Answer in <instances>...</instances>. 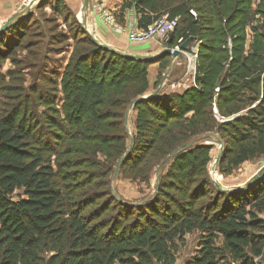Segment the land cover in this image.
<instances>
[{
    "label": "trees",
    "instance_id": "trees-1",
    "mask_svg": "<svg viewBox=\"0 0 264 264\" xmlns=\"http://www.w3.org/2000/svg\"><path fill=\"white\" fill-rule=\"evenodd\" d=\"M255 1H124L118 22L133 12L140 30L165 14L180 18L166 48L202 42L196 87L137 103L131 133L128 108L150 93V66L159 63L162 78L171 56L146 61L109 52L65 0L40 2L37 10L51 7L54 22L74 25V48L52 77L53 95L38 98L42 116L30 103L0 114V264H176L179 245L195 233L199 248L185 264L264 263V179L220 192L204 140L221 134V174L264 157V0L257 11ZM35 18L32 12L0 33V91L2 62L26 47L25 25ZM130 148L120 172L149 185L155 173L160 180L156 193L157 181L136 203L117 199L112 188Z\"/></svg>",
    "mask_w": 264,
    "mask_h": 264
},
{
    "label": "rangeland",
    "instance_id": "rangeland-1",
    "mask_svg": "<svg viewBox=\"0 0 264 264\" xmlns=\"http://www.w3.org/2000/svg\"><path fill=\"white\" fill-rule=\"evenodd\" d=\"M26 1L28 0H0V24H3L8 18L14 15V13L19 11ZM30 1L32 2V0ZM36 1L37 0H35L34 3H36ZM47 2L52 3L54 0H47ZM259 4L260 0L254 2V11H257ZM94 6H96L95 3H93V7ZM33 12L36 17L35 21L30 19L28 24L25 25V31H27L29 35L24 40V46L26 45V47L24 48L22 46L16 54L2 62L1 72L5 75V83L3 84V89L0 91L1 115L7 113V111H10L19 104L23 106L25 104L29 105L30 103L29 107H27L30 112L34 110L42 116L46 109L39 103L38 98H42L43 95H53L52 77L55 76L57 71L61 72L63 70L73 52L74 43L72 37L74 35L73 31L75 30L74 25L65 24L60 18L58 21L56 19L54 22L55 19L52 15L51 7L49 6L41 10L35 8ZM81 12L82 10L80 13ZM93 14H95L94 10ZM257 19L259 20L260 16H257ZM33 21L34 23L32 24ZM78 21L81 23L79 15ZM89 27L93 32L90 25ZM41 31L44 32V34L46 33L45 37H43L44 39L39 37V32ZM248 32L249 34H253L250 29ZM183 68L182 66L180 69ZM177 69L178 68H176V70ZM58 107H61V102H58ZM134 119L135 113L132 111L129 119L130 132L134 130ZM231 119L232 118L225 120ZM218 121L224 120L218 117ZM41 122L42 121H40V123ZM40 129L41 127L38 131ZM230 133L229 136H231ZM44 134H40V136L43 135L46 140L51 139L48 135ZM211 135L223 141L220 139V137H222L221 134L214 132L211 133ZM224 138L226 141L229 140L227 136H224ZM205 144L209 145L208 143ZM209 146L213 147L212 158L214 162L219 151V146L217 144H211ZM46 158L48 161H54L56 153L47 154ZM263 166L264 157H260L244 163L230 173L221 174L220 171H218L217 177L225 187L231 188L247 183ZM134 175V172L127 171L126 173L119 172L115 179L113 177L114 175L112 176V188L115 195H118L119 198L123 199L125 202H141L145 198L151 196L155 188L157 181L156 173L152 175L150 185L140 180L136 181ZM260 217L264 219V214L260 215ZM200 237L199 233L189 235L185 243L179 245L176 264H185L196 255L199 248Z\"/></svg>",
    "mask_w": 264,
    "mask_h": 264
},
{
    "label": "water",
    "instance_id": "water-1",
    "mask_svg": "<svg viewBox=\"0 0 264 264\" xmlns=\"http://www.w3.org/2000/svg\"><path fill=\"white\" fill-rule=\"evenodd\" d=\"M41 1L42 0H39L36 3L27 2L26 1L24 6L21 7L19 9V11L14 13V15H12L10 18H8L3 24H0V33H3L4 31L10 29L11 27L15 26L20 21H22L25 18H27L33 12V10L40 4ZM93 10H94V8H93L92 0H83L82 12L80 13L79 16L81 18V24L83 25L84 29L93 38L94 42L97 45L103 47L107 51L112 52L114 54L121 55V56L126 57V58L136 59V60L157 61V60L163 58L166 55H170L171 58H172L169 66H168V68H167V70L165 72V74L162 77L161 85L159 86V88L157 90H155L154 92L149 93L148 95L135 100L134 102H132V104L128 108L127 113H126L125 123H126V128L128 129V132L131 133L130 132V128H129V119H130V115H131L132 111L134 110V107L136 106V104L141 102V101L148 100V99H151V98H155V97L161 95V93H162V91L164 89L165 82L171 80L170 74L184 60V52H186L196 40L195 39H189V40L183 42L180 45L179 49L167 47V48L163 49L160 53L155 54V55H139V54H133V53H130V52H126V51H123V50H121L119 48L113 47V46L105 43L104 41L99 39L93 32H90L89 27H88V24H89L88 23V17L90 15V13L93 14ZM171 37H172V34L169 36V38H171ZM204 140L209 145L217 144L219 146L218 154H217V156H216V158H215V160L212 163V166L210 168V175H211L213 184L216 186V188L220 192L231 193V192L245 191L247 189L252 188L256 184H258L261 180L264 179V166H263L247 183H245L243 185L231 187V188L225 187L218 180V177H217V174H218V171H219V167H220V163H221L222 157L224 155V151H225V144L223 143V141H221L219 139H216L212 135L206 136L204 138ZM133 142H134V139H131V143L132 144H133ZM192 145H193V143H190V144H187L186 147H191ZM131 148H132V146H131ZM131 148H130V151L128 152V154H126L118 162L116 172H115V174L113 176L114 179L118 176L122 164L126 161L128 156L130 155ZM180 151H181V149H179L178 151L173 153L170 156V158L175 157ZM159 184H160V180H159V174H158V181H157V185H156V189H155L154 193L157 192ZM116 197H117V199L120 200L118 195H116Z\"/></svg>",
    "mask_w": 264,
    "mask_h": 264
},
{
    "label": "crops",
    "instance_id": "crops-1",
    "mask_svg": "<svg viewBox=\"0 0 264 264\" xmlns=\"http://www.w3.org/2000/svg\"><path fill=\"white\" fill-rule=\"evenodd\" d=\"M68 6L75 12L77 18L80 15V11L82 10L83 1L82 0H65ZM125 0H93V3L96 6H101L103 11L109 14H113L115 19L117 20V16L119 11L123 5ZM102 12H95V14H90L88 17V25L91 26L93 33L105 43L119 48L123 51L130 52L133 54L139 55H155L160 53L163 49L166 48L165 42H151L143 45H134L132 44L126 35H119L114 32L110 27H108L104 21L102 20ZM118 22V20H117ZM121 26H129L131 24H137L138 21L133 12L129 15H126V22L124 24L119 23ZM133 50V51H132ZM182 64L177 66V70L175 69L170 74L171 80L164 87L162 94H169L172 92L169 85L179 79L184 72V68H182ZM184 67V66H183ZM161 77H160V65L156 63L149 68V82L151 86L150 93L154 92L156 86L161 85Z\"/></svg>",
    "mask_w": 264,
    "mask_h": 264
},
{
    "label": "built area",
    "instance_id": "built-area-1",
    "mask_svg": "<svg viewBox=\"0 0 264 264\" xmlns=\"http://www.w3.org/2000/svg\"><path fill=\"white\" fill-rule=\"evenodd\" d=\"M94 12H102V20L110 27L114 32L119 35H126L129 41L134 45H143L151 42H167L169 36L178 27L180 18L172 19L169 14H165L160 17L153 25L149 26L146 30H140L137 24H131L129 26H121L118 24L113 14L103 11L101 6H94ZM194 16L195 11H192ZM183 40L179 41V44L175 47L180 48ZM202 42L196 40L192 46L184 52V60L180 63L184 66V72L179 79L172 82L169 87L172 92H183L187 89L196 87V77L199 64V48ZM229 48H232L231 41L229 42ZM169 81L165 82L164 87ZM219 92V88L216 90Z\"/></svg>",
    "mask_w": 264,
    "mask_h": 264
},
{
    "label": "bare ground",
    "instance_id": "bare-ground-1",
    "mask_svg": "<svg viewBox=\"0 0 264 264\" xmlns=\"http://www.w3.org/2000/svg\"><path fill=\"white\" fill-rule=\"evenodd\" d=\"M39 0H37L36 2H38ZM27 2H31L30 0H28ZM32 2H35V0H32ZM88 27H89V25H88ZM89 30H90V27H89ZM90 32H92L91 30H90Z\"/></svg>",
    "mask_w": 264,
    "mask_h": 264
}]
</instances>
